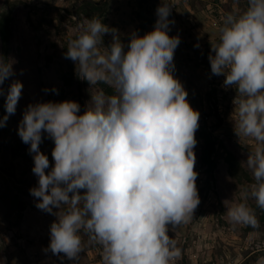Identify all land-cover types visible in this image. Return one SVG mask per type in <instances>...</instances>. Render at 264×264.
<instances>
[{
    "label": "rangeland",
    "instance_id": "374dc122",
    "mask_svg": "<svg viewBox=\"0 0 264 264\" xmlns=\"http://www.w3.org/2000/svg\"><path fill=\"white\" fill-rule=\"evenodd\" d=\"M263 217L264 0H0V264H264Z\"/></svg>",
    "mask_w": 264,
    "mask_h": 264
},
{
    "label": "trees",
    "instance_id": "16d2710c",
    "mask_svg": "<svg viewBox=\"0 0 264 264\" xmlns=\"http://www.w3.org/2000/svg\"><path fill=\"white\" fill-rule=\"evenodd\" d=\"M84 4V3H83ZM97 7V6H96ZM74 11V10H73ZM77 14L80 13L79 9L75 10ZM8 31L4 32L2 34V45H3V60L4 62H7V51H8ZM144 92L146 95L149 96V98L162 110L166 111L167 105L164 100H162L157 93H155L152 90H149L147 87L144 88ZM89 121V119H87ZM97 128L91 129L90 127L88 128V131L86 132V139H88L89 142H91L93 139H96L97 133H96ZM208 147L203 151V154L201 156L202 162L204 164H208L209 167L214 166L213 159L211 158V154L213 153V147L211 146L212 144L207 143ZM84 153V152H83ZM86 155V153H84ZM226 161L229 164V167L231 169V173L234 175L239 166L238 164L234 161V158L231 155L226 156ZM213 168V167H212ZM106 196L109 197V193H106ZM264 218V217H263Z\"/></svg>",
    "mask_w": 264,
    "mask_h": 264
},
{
    "label": "water",
    "instance_id": "95a60500",
    "mask_svg": "<svg viewBox=\"0 0 264 264\" xmlns=\"http://www.w3.org/2000/svg\"><path fill=\"white\" fill-rule=\"evenodd\" d=\"M73 14L77 17V13L75 11L73 12ZM86 112L87 111L85 110L84 113H83V115H82V118H83V116H84V114ZM75 128H76L77 132L83 136V139H84V143L79 147L80 157H82V150H83V148L86 145V142H85L86 141V134L83 133V131H82V120L77 121V123L75 125Z\"/></svg>",
    "mask_w": 264,
    "mask_h": 264
},
{
    "label": "built area",
    "instance_id": "2783aa9c",
    "mask_svg": "<svg viewBox=\"0 0 264 264\" xmlns=\"http://www.w3.org/2000/svg\"><path fill=\"white\" fill-rule=\"evenodd\" d=\"M81 16H82V14H77V17L75 15L71 16L73 18V20H75L76 23L79 25V27L82 24V22L80 21V18H82ZM64 24H65V26H68V24L66 22Z\"/></svg>",
    "mask_w": 264,
    "mask_h": 264
}]
</instances>
